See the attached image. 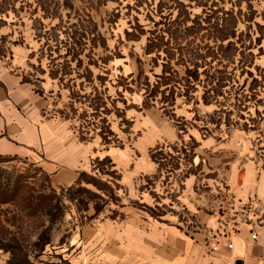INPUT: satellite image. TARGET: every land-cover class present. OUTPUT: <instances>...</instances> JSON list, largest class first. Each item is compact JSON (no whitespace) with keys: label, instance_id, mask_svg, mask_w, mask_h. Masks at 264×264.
Listing matches in <instances>:
<instances>
[{"label":"rangeland","instance_id":"1","mask_svg":"<svg viewBox=\"0 0 264 264\" xmlns=\"http://www.w3.org/2000/svg\"><path fill=\"white\" fill-rule=\"evenodd\" d=\"M216 23L228 38L215 34ZM0 57L47 97L51 116L99 150L131 141L127 113L146 107L181 135L151 151L157 173L137 183L145 202L128 197L107 158L65 189L32 163L0 158V247L13 251L3 264H29L28 255L61 243L72 213L115 218L128 205L194 227L178 199L184 178L215 173L207 154L192 163L198 145L189 131L245 144L264 170V0H0ZM248 223L264 236V208Z\"/></svg>","mask_w":264,"mask_h":264},{"label":"crops","instance_id":"2","mask_svg":"<svg viewBox=\"0 0 264 264\" xmlns=\"http://www.w3.org/2000/svg\"><path fill=\"white\" fill-rule=\"evenodd\" d=\"M20 65V64H19ZM16 65V66H19ZM15 63L0 57V158L32 163L57 189L78 184L96 158H107L120 174L128 197L147 201L138 190L141 178L154 176L157 165L152 150L176 145L179 130L156 108L127 113L133 139L121 149H100L97 140L81 141L69 125L49 113L46 96L24 82ZM197 142L193 164L206 159L213 176L199 180L188 175L179 200L194 216V227L174 217L155 219L125 205L121 217L88 221L72 213L64 240L25 257L29 264H264V236L255 233L249 220L264 208V170L252 159L245 144L217 142L188 133ZM130 142V143H129ZM209 151V154L207 153ZM102 156V157H101ZM206 191L197 193L196 185ZM78 216V217H76ZM1 220V218H0ZM231 244L232 248H226ZM13 251L0 247V264ZM11 258V259H10Z\"/></svg>","mask_w":264,"mask_h":264},{"label":"trees","instance_id":"3","mask_svg":"<svg viewBox=\"0 0 264 264\" xmlns=\"http://www.w3.org/2000/svg\"><path fill=\"white\" fill-rule=\"evenodd\" d=\"M219 26H220V25H219L218 23H216V24L214 25V27H212V29L215 30V34H216V35L220 34V37H219L220 40H224L225 38H228L227 36H230V34H229L227 31H225V32L222 31V28L219 29ZM163 73H165V72H163ZM219 74H220V73H219ZM161 78H163V76H161L160 79H161ZM221 81H223V78H222V77H221L220 79H219V78H217V79H216V78H215V79L212 78V79H211V83H214V82H215V86H218V87L220 86V82H221ZM214 90H215V89H214ZM212 91H213V90H212ZM211 122H213V121H211ZM81 177H82V175L80 176V179H81ZM80 179H79V180H80Z\"/></svg>","mask_w":264,"mask_h":264},{"label":"built area","instance_id":"4","mask_svg":"<svg viewBox=\"0 0 264 264\" xmlns=\"http://www.w3.org/2000/svg\"><path fill=\"white\" fill-rule=\"evenodd\" d=\"M251 239H252V240H255V239H256V235H255L254 233L251 234ZM225 246H226V248H228V249H231V248H232V245H231V244H226Z\"/></svg>","mask_w":264,"mask_h":264}]
</instances>
